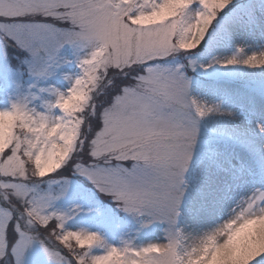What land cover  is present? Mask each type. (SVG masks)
<instances>
[{
  "label": "snow or ice",
  "instance_id": "6c2138e0",
  "mask_svg": "<svg viewBox=\"0 0 264 264\" xmlns=\"http://www.w3.org/2000/svg\"><path fill=\"white\" fill-rule=\"evenodd\" d=\"M0 264H264V0H0Z\"/></svg>",
  "mask_w": 264,
  "mask_h": 264
}]
</instances>
